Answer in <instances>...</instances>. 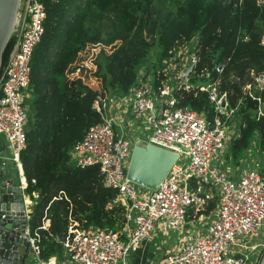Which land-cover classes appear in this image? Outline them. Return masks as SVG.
I'll list each match as a JSON object with an SVG mask.
<instances>
[{
	"label": "trees",
	"instance_id": "1",
	"mask_svg": "<svg viewBox=\"0 0 264 264\" xmlns=\"http://www.w3.org/2000/svg\"><path fill=\"white\" fill-rule=\"evenodd\" d=\"M41 1L44 28L30 60L33 97L26 109V144L20 151L25 192L33 199L28 226L37 238L40 258H64L63 239L70 217L83 226L118 229L123 224L122 203L107 206L116 190L104 183L97 164L75 165L70 150L90 125L101 120L92 107L98 93L126 95L144 70L143 76L150 75L157 94L160 79L167 76L163 69L181 45L193 42L196 61L187 76L190 88L174 90V74L169 75L167 82L177 105L212 120L214 102L199 86L218 79L227 109H235V132L224 151L225 162L240 165L253 139L264 157V110L258 111V98L245 88L250 84L254 92L258 75L264 73V0ZM12 41L7 43L3 58ZM95 43L102 44L93 71L99 88L70 75L79 52ZM154 45L158 47L156 56L149 62L146 57ZM218 63H223L220 72L215 70ZM204 68L208 78L197 75ZM257 96L264 101V88ZM215 206L213 196L197 211L190 207L186 219L208 213ZM46 217L49 225L42 228ZM263 253L264 248L258 251L254 264Z\"/></svg>",
	"mask_w": 264,
	"mask_h": 264
},
{
	"label": "built area",
	"instance_id": "2",
	"mask_svg": "<svg viewBox=\"0 0 264 264\" xmlns=\"http://www.w3.org/2000/svg\"><path fill=\"white\" fill-rule=\"evenodd\" d=\"M44 17L45 7L41 0H20L10 35L13 41L0 66V134L4 135L6 158L16 166L23 189L26 179L20 151L26 144L25 101L30 94V60L43 33ZM101 47L100 43L86 45L79 52L73 64L76 67L70 75L80 76L84 81L88 79L86 82L92 86L89 74L84 78L83 75L94 63ZM190 60L195 62L196 55ZM171 63L168 62L167 67ZM222 68L223 63L215 65L217 72ZM85 69L87 71L81 73ZM165 69L163 74L166 76ZM181 73L173 75L177 79L176 91L191 87ZM140 74L138 82L126 95L97 94L92 107L100 113L101 120L90 125L70 150L75 165L97 164L104 183L116 190V196L107 206L122 203L123 224L118 229L83 226L70 217L63 239L67 260L58 261L55 255L42 259L38 255L37 238L30 233L28 209H25L28 244L38 263L126 264L127 256L136 251L143 240H151L154 231L181 229V223L189 220L186 219L188 209L194 207L197 211L203 208L206 199L214 196L215 208L192 218L201 222L199 234L188 237L179 251L164 252L155 264H249L251 250L264 247V237L256 239L264 226V170L259 168L255 158L259 152L255 140L245 149L240 165L225 162L223 154L232 136L227 137L226 128L232 122L235 109H227L226 94L219 91L218 79L199 86L208 91L209 99L214 102L215 115L208 120L195 109L177 105L175 92L165 81L167 76L160 79L158 93L154 94L150 75L144 77V70ZM208 74L205 68L197 73L206 78ZM245 88L253 95L250 84ZM257 98L260 102L258 111L262 112V102ZM111 108L123 113L116 117L108 113ZM126 111L140 120L147 112L149 132L146 140H131L126 136L134 121L125 117ZM136 143H152L177 154L168 172L153 189L126 176V165ZM32 195L36 197L37 192L33 191ZM48 225L49 218L46 217L41 227ZM184 227H188V223ZM249 239L255 241L249 243ZM263 260L264 253L256 264H263Z\"/></svg>",
	"mask_w": 264,
	"mask_h": 264
},
{
	"label": "water",
	"instance_id": "3",
	"mask_svg": "<svg viewBox=\"0 0 264 264\" xmlns=\"http://www.w3.org/2000/svg\"><path fill=\"white\" fill-rule=\"evenodd\" d=\"M20 0H0V66L3 52L9 42ZM191 61L181 73L186 78L194 66ZM257 80L264 82V73ZM224 104V101H223ZM2 142H0L1 144ZM6 148L0 145V264H26L21 248H29L26 233V213L22 190L15 183L10 160L4 156ZM177 157L176 152L152 143L134 144L126 168V176L147 188H155ZM28 211V210H27ZM29 215V211L27 213ZM27 252V250H24Z\"/></svg>",
	"mask_w": 264,
	"mask_h": 264
},
{
	"label": "rangeland",
	"instance_id": "4",
	"mask_svg": "<svg viewBox=\"0 0 264 264\" xmlns=\"http://www.w3.org/2000/svg\"><path fill=\"white\" fill-rule=\"evenodd\" d=\"M192 41H194V38L192 39ZM264 41V40H263ZM193 42L190 41V43H186V45H181L178 47V49L175 52V55H173L174 59L171 60V64L170 67H166L165 72L166 75H173V74H177V73H181L182 70H184V68L191 62V56H193L196 52V47H194V44H192ZM100 46H102V44L100 43ZM105 49L107 46H104ZM107 49L109 50L110 48L107 47ZM157 45H154L151 49L149 54L147 55V59H149L148 61H152L155 56H156V52H157ZM90 50L92 51V47L90 48ZM97 51V48L96 50ZM95 54V53H94ZM176 57V58H175ZM88 63V60H87ZM89 65V64H88ZM90 66V65H89ZM96 66L94 65V63H92V65L90 66V69H85L83 70L81 73H86L83 75V78L88 76L92 77V82L94 84V86H96L97 84H100V81L98 78H96L92 73L95 70ZM172 72V74H170ZM170 77V76H169ZM168 77L167 80H165L166 82L170 80V78ZM173 84H175L176 82V78H173ZM86 81H88V79H85ZM258 83L257 85L254 87V92L252 91V94L254 95V97H257V95H259V92L262 88H264V82L261 80H257ZM168 83V82H167ZM32 93L30 92V94H28V97L26 99V103H25V107L26 109L29 108L30 104H31V100H32ZM259 97V96H258ZM261 105H264V101L261 103ZM147 112L144 113V117L143 120L140 119H134L133 123L130 125V127H128V133H126V136H128L131 140L139 138L141 141L146 140L147 139V134L149 132L148 129V123H147ZM233 115V114H232ZM232 115H231V124L226 128V134L227 137H230L233 133H234V129L236 126V121H234L235 118L232 119ZM0 139L4 140V135L0 134ZM256 160L259 162V168H263V155L261 154V152H258L255 155ZM129 161V160H128ZM127 167V165H126ZM208 191L211 193L210 189H208ZM188 223V227H184V224ZM182 227L181 229L178 230H169V231H154L153 232V238L151 240H149V245H148V251L151 253L150 257H148L149 260V264H155L156 261L162 256V254L164 252H175V251H179L182 246L184 245V243L188 240V237H193L194 235H198L199 234V225L201 224V222L196 221L195 219H189L186 220L185 222H182ZM262 230L260 231V236L257 237L256 239H262L264 237V226L261 228ZM255 241V239H249L248 242L251 243ZM262 242L264 243V239H262ZM263 246H260V249L258 251H260L261 249H263ZM32 258V257H31ZM31 260V259H30ZM67 260L66 258H63L62 261ZM133 252H131L126 259V264H131V262H133ZM37 259L33 257L32 261L30 262V264H36Z\"/></svg>",
	"mask_w": 264,
	"mask_h": 264
},
{
	"label": "crops",
	"instance_id": "5",
	"mask_svg": "<svg viewBox=\"0 0 264 264\" xmlns=\"http://www.w3.org/2000/svg\"><path fill=\"white\" fill-rule=\"evenodd\" d=\"M89 82L91 83L92 87L99 88V85L98 84L96 86H94L95 83L93 84L92 77L89 78ZM263 108H264V105H263ZM108 113L109 114H112L113 113L117 117V114H120V116H121V114L123 112H121L119 109L116 110V108H111ZM124 115H125V117H127V119H131V118L133 120L135 119L133 117L132 113H130L129 111H126L124 113ZM118 120H119V118H118ZM0 142H2L1 144H3L5 146V141L4 140H1L0 139ZM5 148H6V146H5ZM7 155H8V151L6 149V152L4 153V156H7ZM8 164L13 169V175L15 177V183L20 186V176L18 174V171L16 169V166L11 161H9ZM20 188L22 190V200H23V203H24V207H25V209H28V211H30V207L33 204V199L25 192V189H23L22 187H20ZM26 222H27V219H26ZM148 242H149V240H143L141 242L140 246L137 248V250L133 252V259H134V261L131 262V264H149L148 257H150L151 253L147 249L148 248V245H149ZM259 249H260V247L251 250V252L249 254L250 255L249 264H254L253 261L256 259V256H257V253H258V250ZM24 250H27V252H25ZM20 252H22V253H24L26 255V264H30V262L32 261L33 257L37 259L35 253L31 249L30 245H29V248L28 247H26V249L21 248ZM256 263L257 262L255 261V264ZM36 264H39L38 263V260H37Z\"/></svg>",
	"mask_w": 264,
	"mask_h": 264
}]
</instances>
